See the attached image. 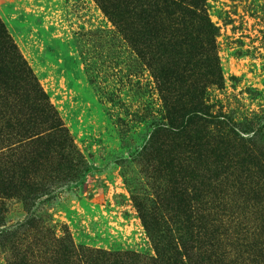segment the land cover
<instances>
[{"label": "trees", "instance_id": "trees-1", "mask_svg": "<svg viewBox=\"0 0 264 264\" xmlns=\"http://www.w3.org/2000/svg\"><path fill=\"white\" fill-rule=\"evenodd\" d=\"M95 1L157 85L161 122L153 125L143 155L169 182L156 202L171 216L172 233L167 239L159 234L153 209L136 202L154 256L81 248L63 236L54 240L47 263L264 264V144L238 134L209 102V89H221L224 75L208 0ZM85 167L0 20V226L7 201L26 209L47 180H73ZM26 222L36 224L33 216ZM11 237L0 229V247ZM25 252L9 264H29Z\"/></svg>", "mask_w": 264, "mask_h": 264}, {"label": "rangeland", "instance_id": "rangeland-1", "mask_svg": "<svg viewBox=\"0 0 264 264\" xmlns=\"http://www.w3.org/2000/svg\"><path fill=\"white\" fill-rule=\"evenodd\" d=\"M207 2L219 28L224 75L221 89H209V102L238 134L262 145L264 2ZM0 20L86 165L73 180H47L26 209L7 201L0 229L12 236L3 244L13 245L0 247V264L24 251L27 263L49 264L54 240L63 236L81 248L154 256L136 202L153 209L165 239L172 222L156 202L169 182L143 155L153 125L161 122L162 101L150 71L95 0H0ZM32 216L34 225L26 222Z\"/></svg>", "mask_w": 264, "mask_h": 264}]
</instances>
